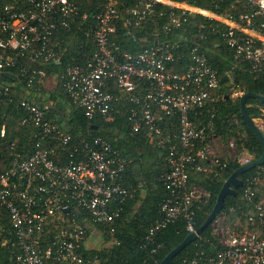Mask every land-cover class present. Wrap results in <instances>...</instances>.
Here are the masks:
<instances>
[{"label": "built area", "instance_id": "1", "mask_svg": "<svg viewBox=\"0 0 264 264\" xmlns=\"http://www.w3.org/2000/svg\"><path fill=\"white\" fill-rule=\"evenodd\" d=\"M136 1L125 8L124 0H105L87 11L82 0H0V146L7 141L8 147L6 156L0 153V250L5 249L10 264H103L99 251L116 242V222L126 200L135 194L133 186L121 181L131 161L128 154L89 129L73 134L64 127L66 121L52 114L53 99L43 97V92L36 98L30 95L42 87L46 66L61 60L59 43L52 37L62 27L84 25L94 42L86 63H68L61 75L53 74L73 106L84 111L89 123L99 116L112 119L126 107L131 133H143L167 150L168 168L160 180L168 194L143 247L181 216L188 232L198 229L197 210L210 192L190 181L189 169L219 174L228 164L216 149L220 135L215 103L224 76L231 78L241 61H249L254 71L264 68V0H233L223 11L218 8L228 0H210L206 6L196 0ZM243 2L250 10L236 12ZM194 14L210 19L199 24L204 29L196 36L204 39L207 30L220 32L232 51L233 64L224 73L213 65L198 37L190 44L182 34L173 41L160 39L161 32L186 29ZM148 23L155 26L148 32L153 38L139 37L135 29ZM123 30L141 41L138 50H126L116 40ZM185 58L187 63L181 65ZM13 88L24 90V96ZM245 91L232 87L231 96ZM207 107L211 116L201 122ZM14 108L22 114L16 117ZM15 117L20 125L32 127L23 146L9 141L8 119ZM233 121L238 123L237 118ZM234 153L241 165L254 157ZM259 181V175L249 178L243 189L241 199L250 203L248 209L231 206L222 212L223 219L216 216V250L201 248L186 255L185 262L264 264ZM230 211L238 218L235 224L227 217ZM106 235L111 239L105 241Z\"/></svg>", "mask_w": 264, "mask_h": 264}, {"label": "trees", "instance_id": "2", "mask_svg": "<svg viewBox=\"0 0 264 264\" xmlns=\"http://www.w3.org/2000/svg\"><path fill=\"white\" fill-rule=\"evenodd\" d=\"M104 1L82 0V9L92 11L98 8ZM124 1L123 6L125 8L137 2L136 0ZM196 1L203 6L210 3V0ZM232 1L228 0L222 3L218 11L229 8ZM162 7L166 9V12L170 10L166 5ZM236 9V12H238L250 10V7L243 2ZM202 21L208 24L210 19L202 14L190 15L186 29H177L170 35L161 32L160 39L165 40L169 38L173 41L178 38L179 34H182L184 37H187L190 44L193 39L198 37L205 45V50L213 65L221 73H224L233 64L232 51L224 44L220 32L210 33L207 30V37L204 39L196 36L197 33L204 29L199 25ZM154 27L153 23H148L140 29H135V31L139 37L147 35L153 38L148 32H153ZM120 28L124 29L122 25ZM124 30L118 32L115 36L116 40L121 42L123 48L126 50H138L142 46L141 41L134 40ZM52 40L55 42L57 40L59 43L57 48L62 52V57L61 60L46 66L48 75H61L68 63H86L88 56L92 55L94 50V42L88 36L84 25L80 26V28L77 25H73L70 30L62 27L58 29L52 37ZM183 52L188 57V49L185 48ZM186 63L187 58L181 61V65H185ZM176 67H180V65L176 64ZM11 71L17 73L18 68H12ZM42 86L44 85L42 84ZM232 87H241L246 91L264 94V68L254 71L249 61H241L233 69L231 78L224 76L221 96L215 103L214 120L217 124L219 135L234 136L238 150L240 152L247 150L252 153L254 160L262 154V140L242 114L240 97L231 96ZM13 92L22 96L25 93L24 90H18L16 88H13ZM48 93V98L55 101V105L52 107V114L57 116V121H66L64 127L67 130L78 135L79 133L88 132L87 130L89 129L93 134L108 138L115 146L131 158L126 170V176L121 181L124 185L133 186L135 194L126 200L121 216L116 222L117 229L114 235L116 242H112L108 250L99 251L103 257V264H159L189 233L186 229L187 220L181 216L178 220L157 232L154 241L148 246L143 247L145 235L148 233L150 226L159 217L161 204L168 194L166 186L160 180L162 171L168 168L165 158L167 150L151 143L143 133H131L130 122L126 115V107H120L121 111L115 112V116L112 119L99 116L89 123L84 111L82 109H76L73 106L68 93L64 92L60 85L57 86L55 91H49ZM1 108L2 106H0ZM246 108L252 119L264 117V101L259 98L253 96L248 97L246 100ZM14 109L16 110V117L22 114L21 109ZM210 116L211 111L207 107L199 119L201 122H205ZM16 117L8 119L10 126L9 141L16 140L20 146H23L32 131V127L20 125ZM233 118H237V124L234 123ZM6 144L7 141H3L0 146V153H4L3 156H6L8 153ZM227 158L228 164L224 168L219 169V174H208L204 171H198L194 167L189 169L190 181L203 186L205 190L210 192V196L205 203L201 204L197 210V228L203 224L213 209L224 181L241 166L233 157ZM257 175L264 178V164L257 165L241 174L240 177L244 181L243 185L237 188V195H228L226 197L225 207L220 213L229 210L231 206L237 205V207H242L243 209L250 207V203L242 200L241 195L247 180ZM258 197L260 196L258 195ZM110 239L111 237L106 235L104 240L107 241ZM158 244L162 245L158 246ZM154 247H157L156 251H152ZM216 247L217 240L213 234V223H211L204 229L200 237L184 247L174 256L172 262L169 264H188L184 260L186 255H192L201 248L212 253L216 250ZM0 263L10 264L4 248L0 250Z\"/></svg>", "mask_w": 264, "mask_h": 264}, {"label": "water", "instance_id": "3", "mask_svg": "<svg viewBox=\"0 0 264 264\" xmlns=\"http://www.w3.org/2000/svg\"><path fill=\"white\" fill-rule=\"evenodd\" d=\"M250 96L257 97L260 100L264 101V94H257L251 91H245L240 96V105H241L242 114L244 115L247 122L252 126V128L255 130V132L259 135V137L262 140V145H263L262 154L258 158H255L254 160L248 163L242 164L224 181L223 186L218 194L216 203L213 209L211 210L210 214L206 218V220L203 222V224L195 232H189L187 236L159 262V264H169L170 262H172L176 254H178L188 244L195 241L198 238V236L201 235L204 229H206L208 225L213 223L217 214H219L224 209L226 197L228 195H237V188L243 185L244 181L240 177L243 172L248 171L257 165L264 164V132L247 112L246 100Z\"/></svg>", "mask_w": 264, "mask_h": 264}, {"label": "rangeland", "instance_id": "4", "mask_svg": "<svg viewBox=\"0 0 264 264\" xmlns=\"http://www.w3.org/2000/svg\"><path fill=\"white\" fill-rule=\"evenodd\" d=\"M260 118H262L263 121ZM255 122L258 124V126L264 132V117H259V118L255 119ZM242 134L244 135V133H242ZM230 140L234 142L233 146L229 145ZM216 149L219 153H221L227 157L234 156L235 151H237V154H239V155H246L247 154V150H243L241 152L238 150V145H237V142H236V139L234 136H223V135L219 136V140H218ZM250 155L253 157L252 153ZM223 216H224V214L220 213L219 218L223 219L224 218ZM227 217H228L229 221H233V222L238 221V220H236V219H238L237 216H234L231 211H230V214L227 215ZM241 220L244 221L245 219L241 218Z\"/></svg>", "mask_w": 264, "mask_h": 264}, {"label": "crops", "instance_id": "5", "mask_svg": "<svg viewBox=\"0 0 264 264\" xmlns=\"http://www.w3.org/2000/svg\"><path fill=\"white\" fill-rule=\"evenodd\" d=\"M11 78H12V76L9 75V79H11ZM58 81L59 80L57 78V75H48L43 82L44 86L40 87L39 90H32L30 95L35 96V98H36V97L40 96L41 92H43L42 96L48 98V94H49L48 92L49 91H55V89L58 86ZM45 90H47V92H45ZM39 91H40V93H39ZM257 118H259V117H257ZM257 118H255V119H257ZM255 119H254V121H255ZM260 119L263 121L262 118H260ZM248 153H250V152H248ZM258 192H259V196L261 198H264V178H261V176H260V181L258 183ZM223 212H226V211H223ZM235 223L236 222L232 221V224H235Z\"/></svg>", "mask_w": 264, "mask_h": 264}]
</instances>
